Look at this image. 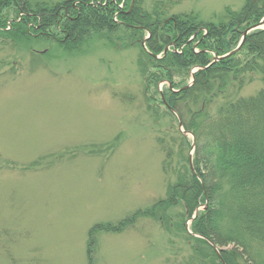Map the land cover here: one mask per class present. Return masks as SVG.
Masks as SVG:
<instances>
[{
    "label": "rangeland",
    "instance_id": "obj_1",
    "mask_svg": "<svg viewBox=\"0 0 264 264\" xmlns=\"http://www.w3.org/2000/svg\"><path fill=\"white\" fill-rule=\"evenodd\" d=\"M243 4L189 0L177 11L209 21ZM83 47L71 55L38 45L33 56L0 43V264H88L93 227L167 194L156 140L172 117L152 113L139 49ZM261 90L256 79L239 96ZM189 250L142 219L122 234L100 233L94 255L96 264H185Z\"/></svg>",
    "mask_w": 264,
    "mask_h": 264
},
{
    "label": "trees",
    "instance_id": "obj_2",
    "mask_svg": "<svg viewBox=\"0 0 264 264\" xmlns=\"http://www.w3.org/2000/svg\"><path fill=\"white\" fill-rule=\"evenodd\" d=\"M187 1L0 0V43L15 50L38 56L35 46L57 44L73 55L92 41L139 49L152 113L172 117L156 140L169 180L166 196L118 224L93 227L88 264H96L100 233L122 234L142 219L184 240L190 249L185 264H264V90L239 96L256 79L264 83V30L250 33L236 55L209 67L264 19V0H244L237 10L226 6L209 21L195 11L178 12ZM195 70L193 86L185 89ZM180 123L194 136L192 165L193 142ZM201 207L206 209L192 220ZM212 245L232 249L219 256Z\"/></svg>",
    "mask_w": 264,
    "mask_h": 264
},
{
    "label": "water",
    "instance_id": "obj_3",
    "mask_svg": "<svg viewBox=\"0 0 264 264\" xmlns=\"http://www.w3.org/2000/svg\"><path fill=\"white\" fill-rule=\"evenodd\" d=\"M258 30H264V19H263L259 24H256V25H254V26L248 28V29L243 33V38H242V41H241L240 45L238 46V48L234 49L232 52H230V53H228V54H226V55H224V56H222V57L214 56L213 62L210 64L209 67H211L212 65H214V64H216V63H218V62H220V61H222V60H225V59H227V58H230V57L236 55V54L240 51V49L244 46V43H245V40H246L245 38H246L250 33L254 32V31H258ZM146 40H147V38H146V39L144 40V42L142 43V45H143L144 48H145V44H144V43H146ZM168 49H169V48H167L165 52H167ZM158 58H159V57H158ZM198 70H201V68L198 69ZM198 70L193 71V73H192V75H191V76H192V77H191V82L189 83L188 86L185 87V89H189V88H191V87L193 86V82H194V80H195V77H194V74H195V73H194V72H196V71H198ZM180 129H181L182 132H184V131L182 130V124H180ZM191 136H192V135H191ZM192 146H193V149H194V148H195V144L193 143ZM190 158H191V163H192V159H193V151L191 152ZM197 216H198V212L195 213L194 218H196ZM194 218H193V219H194ZM216 250H217V249H216ZM217 252H218V255H219V254H220L219 251H217ZM219 256H220V255H219Z\"/></svg>",
    "mask_w": 264,
    "mask_h": 264
}]
</instances>
